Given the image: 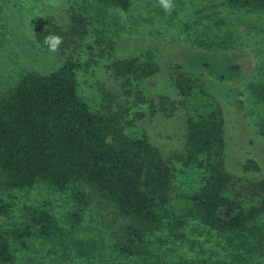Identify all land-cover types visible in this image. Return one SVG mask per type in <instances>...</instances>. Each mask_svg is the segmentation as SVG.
<instances>
[{"label": "rangeland", "instance_id": "374dc122", "mask_svg": "<svg viewBox=\"0 0 264 264\" xmlns=\"http://www.w3.org/2000/svg\"><path fill=\"white\" fill-rule=\"evenodd\" d=\"M173 2L175 9L168 14L157 0H131L126 11L95 0H0V95L24 72L46 74L71 58L79 65L77 94L90 110L119 116L127 134L144 131L163 156L183 148L185 121L193 105L217 100L225 112L227 170L242 178H260L264 171V7L248 11L223 0ZM71 5L86 8L87 34L79 48L50 53L35 39L34 28L48 15L66 23ZM148 49L157 70L150 77L131 79L126 94L122 80L112 75L107 64ZM174 64L202 79L207 97H195L188 107L178 105L171 117L160 112L150 115L149 100L158 94L179 99L171 84ZM136 112L143 116L134 118ZM247 158L255 159L260 170H244L241 165ZM206 176L196 166L175 164L173 201L196 191ZM19 199L17 211L46 209L55 218L56 229L53 240L31 238L26 246L16 242L14 264H264V216L254 222L255 233L234 234L171 209L161 227L145 237V252L127 255L117 243L127 237V227L137 223L87 185L73 182L60 191L36 182L21 189ZM75 238L86 242L92 252L79 255Z\"/></svg>", "mask_w": 264, "mask_h": 264}, {"label": "trees", "instance_id": "16d2710c", "mask_svg": "<svg viewBox=\"0 0 264 264\" xmlns=\"http://www.w3.org/2000/svg\"><path fill=\"white\" fill-rule=\"evenodd\" d=\"M95 1L124 11L131 5V0ZM223 3L248 11L264 7V0ZM66 13L64 24L48 15L34 28L35 39L45 47V36L63 37L59 49L62 54L81 46L89 24L85 7L71 5ZM78 66L75 60L66 58L46 74L26 71L0 95V264L15 263L16 242L26 246L31 238L54 239L56 222L48 210L24 213L15 207L21 189L36 182L60 191L79 182L112 201L121 215L137 223L129 225L127 237L117 243L127 255L145 252V237L161 227L171 209L181 217L198 218L220 232H256L254 222L264 216V171L260 178L253 179L227 170L225 112L219 101L193 105L185 121L183 148L163 156L144 131L127 134L119 116L90 110L77 94ZM107 68L122 80L126 94L131 79L150 77L157 70L149 49L129 58H114ZM171 79L178 101L158 94L149 100L150 115L160 112L171 117L178 105L188 107L195 97H207L204 81L182 71L179 64L173 65ZM142 116V112H136L134 118ZM132 122L126 121V125ZM175 164L196 166L207 176L196 191L173 201ZM241 166L244 170H260L253 158L245 159ZM74 244L81 256L92 252L79 238ZM241 245L245 247L244 242Z\"/></svg>", "mask_w": 264, "mask_h": 264}, {"label": "clouds", "instance_id": "9594fccd", "mask_svg": "<svg viewBox=\"0 0 264 264\" xmlns=\"http://www.w3.org/2000/svg\"><path fill=\"white\" fill-rule=\"evenodd\" d=\"M157 2L165 13L170 14L175 9L173 0H157ZM44 44L50 53H57L63 44V37L58 34L47 35L44 38Z\"/></svg>", "mask_w": 264, "mask_h": 264}]
</instances>
